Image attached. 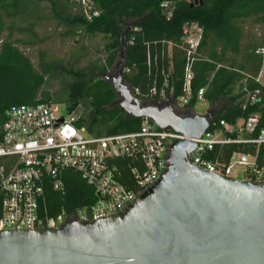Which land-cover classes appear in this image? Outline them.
Returning <instances> with one entry per match:
<instances>
[{
	"label": "trees",
	"instance_id": "obj_1",
	"mask_svg": "<svg viewBox=\"0 0 264 264\" xmlns=\"http://www.w3.org/2000/svg\"><path fill=\"white\" fill-rule=\"evenodd\" d=\"M88 19L80 0H0V125L4 111L11 105L51 103L52 95L43 89L47 77H68L65 82V104L69 111L80 107L77 126L95 136L137 130L141 119L127 117L117 106L110 107L116 95L101 75L111 68L120 50L122 33L127 26L123 80L143 101L159 99L160 91L173 99L184 95L188 56L182 39V25L195 22L202 29L199 47L191 56L190 90L192 107L196 95L210 106H219L213 119L232 122L251 112L260 115L264 128V86L244 74L255 76L261 65L255 50L264 46V0H202L190 5L181 0H86ZM163 3L173 7L167 20ZM43 12L45 14H43ZM43 19L51 33H42ZM258 25L259 35L246 30L245 23ZM19 22V24H18ZM18 24V25H17ZM28 33L38 42L57 37L61 42L76 40L65 59L53 58L39 50L35 65L17 43L15 34ZM100 34L108 40L106 63L89 59L81 43L84 36ZM170 43V44H168ZM88 58V59H87ZM86 60V61H84ZM84 62V63H83ZM81 63H83L81 65ZM246 79L249 90H257L255 101L243 110L238 92ZM155 87L156 94L149 96ZM65 192L45 188L42 210L48 215L64 208L70 212L93 201L90 186L72 170L62 173Z\"/></svg>",
	"mask_w": 264,
	"mask_h": 264
},
{
	"label": "built area",
	"instance_id": "obj_2",
	"mask_svg": "<svg viewBox=\"0 0 264 264\" xmlns=\"http://www.w3.org/2000/svg\"><path fill=\"white\" fill-rule=\"evenodd\" d=\"M88 19L91 4L80 0ZM193 3L198 0H181ZM166 19L173 7L163 3ZM182 39L188 63L185 71L184 95L173 99V108L180 114L197 113L199 103L209 105L203 89L196 95L195 105L187 107L190 90L191 56L199 47L202 29L195 22L182 25ZM170 44V43H168ZM255 53L261 65L255 76L244 74L264 86V46ZM241 81L238 90L242 109L254 103L257 90H249ZM137 90H134L136 93ZM152 87L148 95L156 94ZM160 100L166 99L163 90ZM59 103L37 102L11 105L4 111L0 125V232L19 229H56L65 222H90L117 214L134 202L156 182L166 168V155L171 142L184 136L169 128H159L148 118H141L139 128L130 132L95 136L77 126L79 107L57 113ZM210 107V105H209ZM260 115L248 113L232 122L224 119L210 122L196 138L190 163L197 168L227 179L264 183V128ZM61 120V121H60ZM72 170L91 187L93 201L68 212L64 208L53 215L42 210L45 188L50 186L64 194L62 173Z\"/></svg>",
	"mask_w": 264,
	"mask_h": 264
},
{
	"label": "water",
	"instance_id": "obj_3",
	"mask_svg": "<svg viewBox=\"0 0 264 264\" xmlns=\"http://www.w3.org/2000/svg\"><path fill=\"white\" fill-rule=\"evenodd\" d=\"M129 28L115 72L101 75L116 95L110 107L184 138L169 145L156 182L117 214L51 230L0 232V264H264V183L227 179L190 163L191 138L208 128L219 106L180 115L168 94L138 98L123 80Z\"/></svg>",
	"mask_w": 264,
	"mask_h": 264
},
{
	"label": "rangeland",
	"instance_id": "obj_4",
	"mask_svg": "<svg viewBox=\"0 0 264 264\" xmlns=\"http://www.w3.org/2000/svg\"><path fill=\"white\" fill-rule=\"evenodd\" d=\"M43 14H45L43 12ZM19 24V22H18ZM17 24V25H18ZM42 24L43 27H36V31L39 33L41 38L42 33H51L52 30L50 28L46 27V21L43 19ZM246 30L251 32L253 36H258L260 32V27L255 24H251L250 22L245 23ZM15 38L20 39L24 42H27L28 40L35 41V44H26V43H17L19 48L24 51L26 54L30 56L33 63L37 64L36 54L39 50H47L48 55L52 56L53 58L58 59H65L68 51L74 46L73 42L77 39L73 40H66L61 42L59 38L57 37H49L46 41L38 42L36 41L34 37H31L28 33H22V34H15ZM81 43L84 47L87 48L89 52V59H99L101 63H106V59L108 57V50L106 48L108 44V40L103 37L100 34H96L94 36H84L81 38ZM88 59V58H87ZM86 61V60H84ZM119 61V57L117 55L114 64L111 68L107 69V74H113L116 70L115 65ZM84 63V62H83ZM81 63V65L83 64ZM124 71V70H123ZM68 79V77H47L46 83L43 86V89L48 91L52 95V103H59L57 107V113L65 114L66 113V91H65V82ZM80 109V107H79ZM194 111L200 114H204L208 109L209 105H201L197 103L193 107ZM80 111L77 112V114Z\"/></svg>",
	"mask_w": 264,
	"mask_h": 264
}]
</instances>
